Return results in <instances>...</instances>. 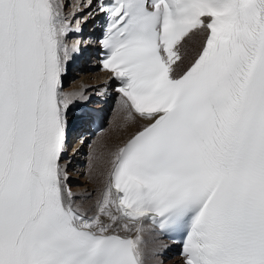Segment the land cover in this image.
I'll list each match as a JSON object with an SVG mask.
<instances>
[{
    "label": "snow or ice",
    "instance_id": "obj_1",
    "mask_svg": "<svg viewBox=\"0 0 264 264\" xmlns=\"http://www.w3.org/2000/svg\"><path fill=\"white\" fill-rule=\"evenodd\" d=\"M101 14L99 63L144 123L88 208L67 156L93 117L63 78ZM163 236L184 264H264V0H0V264H163Z\"/></svg>",
    "mask_w": 264,
    "mask_h": 264
},
{
    "label": "bare ground",
    "instance_id": "obj_2",
    "mask_svg": "<svg viewBox=\"0 0 264 264\" xmlns=\"http://www.w3.org/2000/svg\"><path fill=\"white\" fill-rule=\"evenodd\" d=\"M98 18H99V16H97L95 20L90 19L88 24H93ZM205 35H206L205 32L196 31L187 39V41L185 42V47H184L186 56H185V59L183 60V62H181V65H180L181 67L186 68L191 63L192 59L194 58L196 53L201 48ZM93 47H95V45H93V43L88 46L89 49H92ZM88 56H89V54H88ZM84 63L85 62L83 61L82 64H84ZM95 66H96L95 63L93 61H91L89 64V67L95 68ZM85 68H88V67L80 68V67H75L73 64H71V69H74L75 72H79V70H83ZM97 71H99V73L93 77V80H94V82H97L98 84L103 82V84H104L103 88H105V86L107 85V89L109 90L108 95H112V99L110 100V102H111L114 99V97L116 96V94L112 91V88H109V84L105 83V80L107 79L106 73L102 72L100 70H97ZM68 73H69V69H68L67 75H68ZM67 75L65 77H67ZM91 77H92V75H89L87 77L85 75L81 76L80 81L77 82V84L81 83V87L79 88L77 86L78 88L77 87L76 88L78 90H80L83 86H90L92 83L91 84L89 83L90 82L89 78H91ZM64 78H63V80H64ZM110 87H111V85H110ZM103 88H101L99 91H102ZM66 91L70 92L69 89ZM90 93L86 91V95L88 96V98L90 96ZM88 101L91 102L90 100L87 99L86 101H82V102L78 103L77 105L81 106L82 104L87 103ZM110 102L107 101L105 104L98 102L99 105L97 103L96 104L99 107L101 106L100 109L103 112L107 113L108 111L103 110V107H107V109L110 110L111 109V103ZM115 110H117V111L114 115L113 120L111 121L112 122V125H111L112 134H110L111 139L106 140L105 138L107 136L105 134H107L108 132H104L103 134L98 136L96 138V140L92 143L93 144V151H92L93 152V165H92V168L90 171V179H91V184H95V185L97 184V186H96L97 188L91 187L93 189V191L96 192V194L103 187V183L106 180L107 173L111 169V161L114 159V154L118 151V149L120 147H122L125 144V142L135 132L140 130L141 125L144 123V121H140V120H138L135 123H131L129 121H126V111L122 108L121 101L118 103ZM76 161L77 160H75L74 162H76ZM72 163H73V161L71 162L70 165H72ZM93 175H95V177H96L95 179H93ZM73 192H75V191H73ZM83 196L85 197V195H83ZM80 198H82V196L77 195V202L83 203L85 207L91 208L95 204V200L94 201H86L87 200L86 199L83 202V201L78 200ZM93 198H94V196H93ZM94 199H96V195H95ZM162 241H164V240H162ZM166 244L168 246L166 248H169L168 243H166ZM175 259L179 264H182L177 258H175Z\"/></svg>",
    "mask_w": 264,
    "mask_h": 264
},
{
    "label": "rangeland",
    "instance_id": "obj_3",
    "mask_svg": "<svg viewBox=\"0 0 264 264\" xmlns=\"http://www.w3.org/2000/svg\"><path fill=\"white\" fill-rule=\"evenodd\" d=\"M65 3L66 4L69 3V0H65ZM66 10L70 12L72 9L67 8ZM86 25H88V23L84 24L83 26H86ZM91 68L93 70H89L88 68H85L83 70H79V72H75L74 69H71V63H70V65L68 67L69 73H68L67 77L64 78V79H66L65 83L63 80L65 90L69 89L70 92L78 90L77 88L81 87V83L77 84V82L80 81L81 76L85 75L87 77L89 75H92V77L89 78V81H90L89 83L90 84L92 83V84L90 86H87V89H86L87 92H89V93L91 92L88 100L91 101V99L93 97H101L104 95L103 97H105V99L108 102H110V100L112 99V95H108V89H107L106 93L103 92V90H104L103 82L98 84L97 82H94V80H93V77L96 76V74H98L99 71H97V68H94V67H91ZM101 88H103V90L99 91ZM96 103L98 104V102H94L93 104L96 105ZM103 110L108 111L106 113V116H105L106 117V130H105V132H108V133L105 134L107 137L106 136H105L106 138L104 137L106 140H108V139H111L110 134H112V129H111L112 122L111 121L113 120L114 115H115L117 110H115V109L108 110L107 107H103ZM79 138H80L79 135L76 136V138L73 140V143H72V147H74L76 149V151H75V154L71 155V158H70L71 162L73 161V163H72V165H69V172H70L69 183H70V187H72V189H73L72 191H75L74 193H76L78 196H82V198L84 197L83 195L86 196L87 193H89V192L92 193L91 199L86 200V199L80 198L78 200L83 201V202H84V200L94 201L96 192H94L92 188H97L96 187L97 184L96 185L91 184V179H90V171L92 168V167L90 168V162L91 161H92L91 165H93V152H92L93 151V144H92V141H88V138H84V143L80 144ZM95 140H96V138H95ZM72 154H73V152H72ZM74 159L77 161L74 162L75 161ZM93 196H94V198H93ZM161 240H163V239H161ZM162 242H163V244L166 245V247H168L164 241H162ZM166 249L167 248H164L162 250L158 259L160 261H162L163 264H179L176 261L173 253H168Z\"/></svg>",
    "mask_w": 264,
    "mask_h": 264
}]
</instances>
